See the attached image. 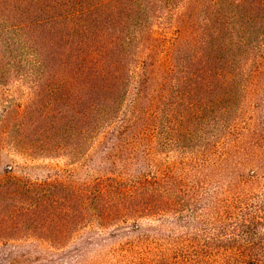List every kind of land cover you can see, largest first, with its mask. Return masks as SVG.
<instances>
[{
	"label": "trees",
	"instance_id": "16d2710c",
	"mask_svg": "<svg viewBox=\"0 0 264 264\" xmlns=\"http://www.w3.org/2000/svg\"><path fill=\"white\" fill-rule=\"evenodd\" d=\"M0 91V264H264V0H0Z\"/></svg>",
	"mask_w": 264,
	"mask_h": 264
},
{
	"label": "rangeland",
	"instance_id": "374dc122",
	"mask_svg": "<svg viewBox=\"0 0 264 264\" xmlns=\"http://www.w3.org/2000/svg\"><path fill=\"white\" fill-rule=\"evenodd\" d=\"M207 52H209V50H207ZM2 94H4V92L0 91V96ZM218 96H219V93H218ZM14 97H16L15 100H16L17 104H19V103L24 104L23 98H21L19 94L15 95ZM9 98H11V97L7 96L6 100H8ZM4 106H7V105H5V101H2V99H1L0 100V121H1V115L6 113L5 112L6 110L4 111ZM16 112L18 113V110H16V111L12 110L10 112H7V116H6L5 122L1 121L2 123H0V134H2L5 130L8 131V130L12 129L13 124L17 121V113ZM21 119L24 120L23 116H22ZM12 137L14 139V140H12V142L17 141L18 144H19V150H20L19 153H13L12 154L13 156L10 159L12 161V164L14 166H16L18 163H20V161L23 158L24 153L21 152V150L24 147L25 143L22 142V140H20V137L17 135V133H12L11 136L7 139V142H9ZM5 144H7V143L5 142ZM214 173H216V171H214ZM7 176L8 175L7 174L5 175V173L0 168V184L4 183L5 181H7Z\"/></svg>",
	"mask_w": 264,
	"mask_h": 264
}]
</instances>
